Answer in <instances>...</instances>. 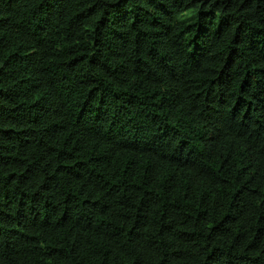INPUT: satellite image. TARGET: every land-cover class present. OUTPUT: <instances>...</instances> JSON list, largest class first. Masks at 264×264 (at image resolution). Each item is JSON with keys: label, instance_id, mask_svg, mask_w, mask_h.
Segmentation results:
<instances>
[{"label": "trees", "instance_id": "1", "mask_svg": "<svg viewBox=\"0 0 264 264\" xmlns=\"http://www.w3.org/2000/svg\"><path fill=\"white\" fill-rule=\"evenodd\" d=\"M0 264H264V0H0Z\"/></svg>", "mask_w": 264, "mask_h": 264}]
</instances>
